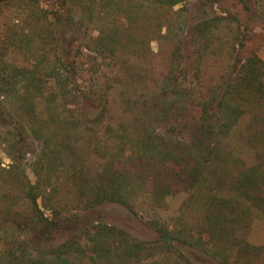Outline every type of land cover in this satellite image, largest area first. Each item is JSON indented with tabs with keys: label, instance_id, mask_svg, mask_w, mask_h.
Returning <instances> with one entry per match:
<instances>
[{
	"label": "rangeland",
	"instance_id": "rangeland-1",
	"mask_svg": "<svg viewBox=\"0 0 264 264\" xmlns=\"http://www.w3.org/2000/svg\"><path fill=\"white\" fill-rule=\"evenodd\" d=\"M59 1L0 9V61L36 72L0 127V264H264V99L233 92L244 111L224 140L198 123L264 59V0H81L65 26ZM10 129L32 133L26 151ZM38 186L61 223L47 240L31 221ZM66 242L60 258L40 251Z\"/></svg>",
	"mask_w": 264,
	"mask_h": 264
},
{
	"label": "trees",
	"instance_id": "trees-1",
	"mask_svg": "<svg viewBox=\"0 0 264 264\" xmlns=\"http://www.w3.org/2000/svg\"><path fill=\"white\" fill-rule=\"evenodd\" d=\"M6 0H0V9L3 7V4H5ZM90 1V0H89ZM93 2V0H91ZM72 6L70 7L67 6V0H60L59 1V6L60 9L62 8V12L60 11L59 14H57V20L60 22V25L65 26L66 24H69L70 21L74 17V14L76 13V9H74V5L80 4V2L83 3V1H73ZM181 1L179 0H174L173 3H171L172 6H175L179 4ZM90 3V2H89ZM76 25H78V21H76ZM64 70L66 72L63 73L62 71V77H65L67 82H71L72 79H70L67 76V73H73L72 67H67V65H64ZM69 70V71H68ZM27 80L29 82H34L36 80V72L35 70L29 69V68H19L15 66H11V69L7 63H4L3 61H0V107H3L5 109L0 110V127H9L11 125L12 121L14 120V116L11 115L10 113H7L8 111H13V107L9 108L12 103L10 101V97L13 96L15 93L19 94L18 86L22 82L24 84V81ZM248 90H253L255 92V102L257 103H263L264 99V59H261L260 57L255 56L254 58L251 57L249 58L244 65L241 66L240 71L236 74L234 79L231 81L227 82L226 84V92L218 102V108H216V112H212V110H207V111H202L201 117L198 120V123L200 126H206V122L209 121L210 119L215 120V124L213 126L219 125L221 128V132L218 134L215 133V138L217 140H224L228 137H230L231 133L233 132V127L239 122V107L234 106L231 104L232 101V94L233 92H238L242 91L245 89L244 87ZM263 101V102H262ZM9 104V106L7 105ZM7 108V111H6ZM244 111V109H242ZM242 111L240 112V115L242 116ZM211 113L212 115H209ZM13 116V117H12ZM11 118V119H10ZM7 120V121H5ZM10 120V123L9 121ZM4 123V124H3ZM32 129V127H31ZM30 129V130H31ZM209 130V129H208ZM202 131H204L202 129ZM211 133V131H209ZM208 133V132H206ZM209 133V134H210ZM10 134L14 136V139L16 140V143L14 144L15 146H21L20 143H22L24 146H21L22 151H26L27 149V138H29L30 131L26 129V131H21L20 138L19 135H15L14 132L10 129ZM212 134V133H211ZM49 141H46L45 145H48ZM199 148V146L197 145ZM45 148V147H44ZM52 154V151L50 153H43L41 151L40 156L44 160L45 158L48 159L50 155ZM37 173V169H35ZM113 181L114 176L111 177ZM109 181H111L110 178H107ZM106 179V180H107ZM242 188H246L245 185H237V189L241 190ZM39 191V186L38 190H35L34 188L31 187L29 190V196L30 199L33 200V203H35V216L32 217L33 220H31L33 223L37 224L39 227L42 224L43 230L40 231L44 237H41V240H47L49 238V235L51 233H55L57 230H60V224H57L53 221H50L49 218L45 217V215L42 213L40 208H38V203H37V192ZM36 194V195H35ZM123 200H121L122 202ZM125 202V201H123ZM45 208L47 210L50 209L49 205H46ZM45 223V224H44ZM27 225V224H24ZM124 234L123 232L120 233ZM167 236V234H164ZM112 234H106L105 232L101 231L99 234L98 239L99 240H111ZM113 241V240H111ZM163 240H160L161 242ZM106 244L105 242L102 243V245ZM111 247V245H110ZM108 246V249L106 253L108 255L115 256L118 258V255L109 250L110 248ZM118 247V246H117ZM115 247V248H117ZM73 248V244L66 242L62 247H59L57 250H54V252L48 251L46 252L45 250H40L43 255H45L48 258H60L62 255H65L69 253ZM128 248V247H127ZM44 249V248H41ZM117 250V249H116ZM129 257L130 256H135L136 252V246L135 244H131L129 248L127 249ZM51 252V253H50ZM55 257H52L54 256ZM115 259H113V263ZM14 262H17V264H52V261L49 260H44L43 263H39L37 261H30L28 262L24 258H17L14 260ZM42 262V261H41ZM226 263V262H225Z\"/></svg>",
	"mask_w": 264,
	"mask_h": 264
}]
</instances>
